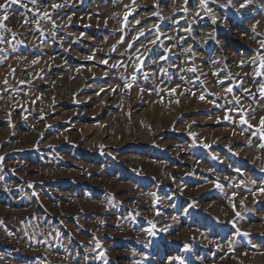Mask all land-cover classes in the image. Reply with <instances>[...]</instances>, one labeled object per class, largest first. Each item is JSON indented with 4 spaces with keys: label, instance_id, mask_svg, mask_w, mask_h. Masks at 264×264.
Listing matches in <instances>:
<instances>
[{
    "label": "rangeland",
    "instance_id": "obj_1",
    "mask_svg": "<svg viewBox=\"0 0 264 264\" xmlns=\"http://www.w3.org/2000/svg\"><path fill=\"white\" fill-rule=\"evenodd\" d=\"M0 25V264H264V0Z\"/></svg>",
    "mask_w": 264,
    "mask_h": 264
},
{
    "label": "snow or ice",
    "instance_id": "obj_2",
    "mask_svg": "<svg viewBox=\"0 0 264 264\" xmlns=\"http://www.w3.org/2000/svg\"><path fill=\"white\" fill-rule=\"evenodd\" d=\"M9 3H16V0H8L7 3L0 5V10H4L6 12ZM3 18H4V20H6L7 16L5 15ZM214 22H215V20H214ZM0 26H2V25H0ZM261 43H262V46H264V41H262ZM262 66H264V65H262ZM261 125L264 126V119L261 120ZM262 135H264V133H262ZM237 215H239V213H237Z\"/></svg>",
    "mask_w": 264,
    "mask_h": 264
}]
</instances>
